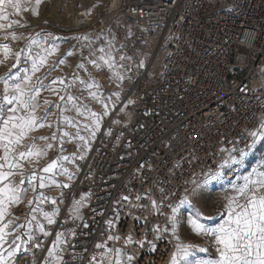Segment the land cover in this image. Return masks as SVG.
<instances>
[{
  "label": "built area",
  "instance_id": "2783aa9c",
  "mask_svg": "<svg viewBox=\"0 0 264 264\" xmlns=\"http://www.w3.org/2000/svg\"><path fill=\"white\" fill-rule=\"evenodd\" d=\"M88 12H77L74 27L92 34L110 31L116 47L123 45L120 54L131 59L120 62L127 67L121 70L125 80L119 88L107 70L93 72L104 95L119 92L120 98H112L114 110L104 118L86 158L77 161L81 170L68 165L77 179L63 190L56 223L47 225L41 217L52 235L37 233V242L46 249L56 232L73 229L76 234L68 243L74 247L65 249V264H89L98 242L119 236L107 241L108 246L133 254L134 264H169L172 249L165 241L157 242L156 251L147 244L125 245L129 235L143 240L154 225L166 222L164 216L149 214V200L135 197L151 193L165 204L164 193L182 197L192 187L193 174L202 180L203 173L216 170L227 157L223 150L231 147L229 142L259 126L264 118V0H107L103 8ZM129 99L135 103L127 104ZM65 149V155L77 152L74 146ZM55 155L50 150L38 167ZM239 167L226 168L223 177L233 180ZM43 191L59 197L61 189ZM88 192L92 195L81 210L82 219L73 220V198ZM29 199L12 206L8 220L24 223ZM141 203L143 210L133 206ZM43 255L37 251L35 260ZM17 259L18 264H33L31 251Z\"/></svg>",
  "mask_w": 264,
  "mask_h": 264
},
{
  "label": "snow or ice",
  "instance_id": "6c2138e0",
  "mask_svg": "<svg viewBox=\"0 0 264 264\" xmlns=\"http://www.w3.org/2000/svg\"><path fill=\"white\" fill-rule=\"evenodd\" d=\"M43 2L44 0H25L22 4L21 0H0V40L4 41L0 43V55L3 56L0 64L10 58L14 60L8 73L0 76V264H18V254L29 251L32 252L33 264H65L63 253L67 247H74L69 245L68 237H74L75 230L56 232L55 239L45 249L37 242V233L44 238L52 233L46 229L41 217L47 225L56 223V217L61 211L59 204L64 203L63 190L72 187L73 181L77 179L76 172L81 170L77 161L86 158L103 126L104 118L114 110L115 101L112 98H120L119 92L104 95L102 86L89 72L88 66L97 71L107 70L110 81L119 88L125 80L121 70L127 67L120 62L131 59L125 54H120L123 45L116 47V38L110 31L71 37H61L44 30L27 35L18 32L16 29L31 25L26 20L15 17L22 18L24 12L39 16V7ZM91 11L89 9L87 14L90 15ZM70 40L77 41L79 48L73 45L64 57L49 65L50 58L59 51L61 43ZM100 40L104 43L96 47ZM17 41L26 43L23 47L14 49L12 45ZM84 49L88 50L86 56ZM77 52L80 53L81 60L71 78L53 77L47 84L44 83L59 65L66 63L67 57ZM139 66L144 67L143 61ZM43 68H47V71L43 76L37 77L36 74ZM12 69L16 71L12 72ZM81 71L87 74L88 79L81 77ZM56 85L58 87H53ZM73 90L86 95H73ZM44 91H51L58 96V102L43 100V105L47 107L43 113L38 114L41 107L39 98ZM89 99L99 103L103 111L96 112L92 109L88 103ZM133 103L135 101L131 99L127 101V104ZM53 109L56 111L53 112ZM69 112H74L75 116L68 115ZM49 116H55V119L50 122ZM45 127H55L51 136H31L32 132ZM69 128L75 129V132L67 131ZM106 134L111 135V131ZM26 139H31L32 143L25 144ZM36 141H43V147H38ZM74 142L77 152L65 155V143ZM262 142L264 118H261L259 126L254 130H246L237 140L229 142L231 147L223 150L227 157L219 163L216 170L210 169L206 173L202 170V180L193 174L190 180L192 187L186 188L182 197L170 198L164 193V199L168 200L165 204L164 200L158 202L152 198L151 193L137 195V201L149 200L147 207L150 215L155 213L164 216L166 222L149 229L152 239H148L149 233H145L144 239L139 241H134L129 235L125 238V245L135 243L143 248L147 244L152 251H156L157 242L165 241L172 249L169 264H264V156L251 171L237 177L236 183L230 182V190L234 194L225 197L222 213L226 214V218L222 223L214 227L203 223L204 214L201 208L190 198L198 191L220 181L226 168L242 166L250 152ZM240 144L244 147H239ZM50 150H56L57 155L44 167L38 168L36 165ZM26 164L32 166L31 172L26 170ZM68 165L74 166L76 172ZM57 177H65L66 180L60 181ZM52 187L61 189L59 197H49L43 191ZM29 189L33 193L32 199L28 200L29 218L19 224L6 220L5 217L11 214V207L22 204ZM161 191L163 192V189ZM91 195L92 193L88 192L79 195L78 199L73 198V204L69 208L73 220L82 219L81 210L88 206ZM173 198L176 203H172ZM121 199L130 201L129 196H123ZM46 205L51 206V211L46 210ZM133 206L142 210L146 207L142 203ZM162 207L166 208L167 212H162ZM185 209L188 210L186 218ZM134 219L139 221L140 217ZM106 223L109 228L113 227L112 221ZM184 223L191 228L193 234L211 239V247L215 249L212 258H204L202 255L209 253L208 246L184 241L179 231L180 225ZM84 227L88 225L84 224ZM20 229L23 231L19 232ZM119 239L121 237L108 235L104 242H98L95 245L98 251L90 257L89 264H134L133 254L108 246L107 241ZM37 251L44 253L38 262L35 260Z\"/></svg>",
  "mask_w": 264,
  "mask_h": 264
},
{
  "label": "rangeland",
  "instance_id": "374dc122",
  "mask_svg": "<svg viewBox=\"0 0 264 264\" xmlns=\"http://www.w3.org/2000/svg\"><path fill=\"white\" fill-rule=\"evenodd\" d=\"M22 4H24L25 0H21ZM107 0H44V2L39 7V16L32 15L31 12H24L23 17H15L16 19L26 20L31 26L23 29H16L18 32H23L25 35L28 33H35L41 30L46 32H52L55 35L61 37H71L74 35H80L85 33H90L88 30L77 29L74 27V18L78 11L91 9L92 11L95 9L103 8L106 4ZM95 6V7H94ZM45 21L47 23H45ZM6 23V22H5ZM92 34V33H90ZM3 40H0V43H3ZM11 43V42H10ZM26 41H17L13 43V48L18 49L24 46ZM104 41L100 40L96 43V47H99L103 44ZM77 44V41L70 40L68 42L61 43L59 51L50 58L49 65L64 57V54ZM117 46V44H116ZM88 54V50L84 49V55ZM0 59H3V56L0 55ZM81 56L80 53L77 52L75 55L66 58V63L64 65H59L57 70L52 72L47 80L44 81L45 84L48 83L53 77H66L71 78L73 73L77 71L76 65L80 62ZM12 63H14L13 59H8L4 64H0V76H4L8 73L11 68ZM89 72L93 74L96 70L92 66H88ZM16 69H12V72H15ZM47 71V68L41 69L39 73L36 74L37 77L43 76L44 72ZM80 75L84 79H88L87 74L84 72H80ZM35 80V77H34ZM58 87V85L53 86ZM73 95H86V93H81L73 90ZM41 107L38 109V114L43 113L47 105H43V100L47 99L52 103L58 102V96L54 95L51 91H44L40 96ZM89 105L96 112H102V106L93 101L91 99L88 100ZM56 110L53 109V112ZM68 115L75 116L74 112L67 113ZM49 121H53L55 116H49ZM70 132H75V129H66ZM55 131V127L52 128H41L31 133L32 137L38 136H51L52 132ZM25 144L32 143L31 139H26L24 141ZM38 147H43V141H36ZM74 146L76 147V143H65L64 148ZM264 156V142L258 143L256 148H254L250 152L249 159L239 167L237 173L233 180H226L224 177L218 182L213 183L207 188L198 191L194 196H190L192 202L197 205V207L201 208L204 219L203 223L209 226H216L219 223L223 222V219L226 218V214L222 213V205L225 202V197L233 195L231 192V183H236V178L246 174L247 171H251L252 168L256 167L260 161V159ZM45 157L41 158L37 167L40 163H43ZM39 168V167H38ZM26 170L31 172L33 170L32 166L26 164ZM231 182V183H230ZM33 193L31 189L28 191V195L24 198V200L29 199ZM32 199V198H31ZM188 214V210L185 209L184 217L186 218ZM22 216V215H21ZM21 216L16 217V220L20 219ZM9 215L5 217L8 220ZM210 217V219H209ZM29 217H27L28 219ZM26 221V220H25ZM180 234L186 243H192L201 246H208L209 253L202 254L204 258H212L215 255V249L211 247V239L204 236H197L192 233L191 228L186 224L180 225Z\"/></svg>",
  "mask_w": 264,
  "mask_h": 264
}]
</instances>
